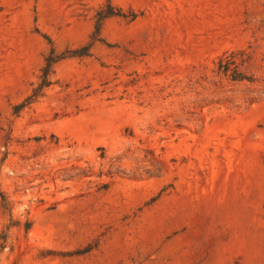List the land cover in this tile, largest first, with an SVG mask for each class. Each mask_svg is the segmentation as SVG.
<instances>
[{
	"label": "rangeland",
	"instance_id": "obj_1",
	"mask_svg": "<svg viewBox=\"0 0 264 264\" xmlns=\"http://www.w3.org/2000/svg\"><path fill=\"white\" fill-rule=\"evenodd\" d=\"M0 264H264V0H0Z\"/></svg>",
	"mask_w": 264,
	"mask_h": 264
},
{
	"label": "trees",
	"instance_id": "obj_2",
	"mask_svg": "<svg viewBox=\"0 0 264 264\" xmlns=\"http://www.w3.org/2000/svg\"><path fill=\"white\" fill-rule=\"evenodd\" d=\"M99 27H100V24L97 25L98 29H99ZM219 61H220V63H222V58H220ZM53 62H54V60L53 61L50 60V62L47 63V66L45 67V75L48 74V68L50 67L51 63H53ZM232 64H233L232 62H225L224 64H220V68L225 73H228L229 71H232L233 73H235L237 69H236L235 65L231 66ZM237 79L241 80L243 78H237V77L235 78V76H233V80H237Z\"/></svg>",
	"mask_w": 264,
	"mask_h": 264
}]
</instances>
